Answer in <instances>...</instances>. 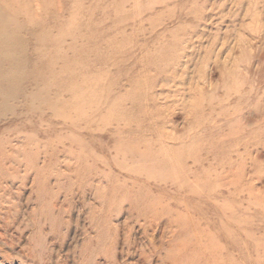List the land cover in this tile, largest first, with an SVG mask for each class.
<instances>
[{
    "label": "rangeland",
    "instance_id": "rangeland-1",
    "mask_svg": "<svg viewBox=\"0 0 264 264\" xmlns=\"http://www.w3.org/2000/svg\"><path fill=\"white\" fill-rule=\"evenodd\" d=\"M0 7V264H264V0Z\"/></svg>",
    "mask_w": 264,
    "mask_h": 264
},
{
    "label": "bare ground",
    "instance_id": "bare-ground-1",
    "mask_svg": "<svg viewBox=\"0 0 264 264\" xmlns=\"http://www.w3.org/2000/svg\"><path fill=\"white\" fill-rule=\"evenodd\" d=\"M199 13H197V14H199ZM14 24L15 23L12 22L11 19H9L8 14L3 9H1V7H0V79L4 80L9 85H12L13 82L14 83L16 82L15 84H17V82L20 80V75H21V73L19 75L20 68H21V65L19 64V60H18L19 55L17 54L18 52L16 53V50L19 47V39L17 36L15 37L12 34V30H11L14 28ZM21 50H23V49H21ZM22 52H24V51H22ZM248 60H249V58H248ZM238 65H240V64H238ZM245 79H247V78H245ZM230 87H232V86H230ZM236 88H238V87H236ZM0 98H1V100H0V115H1L2 113L7 111L8 109L13 108V104L11 106L7 101H8V99H12V102H13L16 99V96H15V94H12L11 91L3 90L0 86Z\"/></svg>",
    "mask_w": 264,
    "mask_h": 264
}]
</instances>
